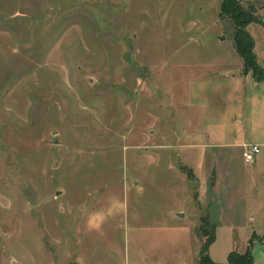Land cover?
Returning a JSON list of instances; mask_svg holds the SVG:
<instances>
[{
  "label": "rangeland",
  "instance_id": "obj_1",
  "mask_svg": "<svg viewBox=\"0 0 264 264\" xmlns=\"http://www.w3.org/2000/svg\"><path fill=\"white\" fill-rule=\"evenodd\" d=\"M220 2L0 0V264H197L204 151L223 175L208 255L226 264L252 241L264 264L263 166L237 144L175 146L170 130L190 143L193 114L228 112L197 100L242 62ZM244 2L264 68V0Z\"/></svg>",
  "mask_w": 264,
  "mask_h": 264
},
{
  "label": "crops",
  "instance_id": "obj_2",
  "mask_svg": "<svg viewBox=\"0 0 264 264\" xmlns=\"http://www.w3.org/2000/svg\"><path fill=\"white\" fill-rule=\"evenodd\" d=\"M256 59L259 64L258 55H256ZM222 63L224 65V62ZM221 67L228 68V71L225 70L223 75L220 76V78L224 79L225 83L219 85L216 83V79H214L215 81L210 80L209 83H202L205 87H202L201 84H199V98L197 100H224V103L227 102L226 106L228 112L223 115L220 125L209 122L202 124L200 118L198 117V121L195 120L196 115L193 114L190 143L182 142V133H184L183 129L180 133L176 126H171L172 128H170V130L174 129L176 141L175 146L204 150L219 145L231 146L237 144L244 150V146L257 145L259 146L260 153L262 150L263 151L261 154L258 153L259 155H257V157L255 156L251 164L256 170H259L262 166L264 169V81L256 82L250 74H243V61L238 65V70L233 73L230 71V66ZM199 81L201 82V79H199ZM205 94H207L208 97H205ZM228 103H233V105H231L232 107H230ZM172 116H174V112ZM169 121L168 124L172 125L173 119H170ZM195 126L196 128H194ZM193 134H196V136L194 137ZM225 135H228L227 138H225ZM207 154L208 153L204 151V158L210 166L206 168L205 171L207 174L205 176L208 178L205 188L201 187V177L198 164L191 162V168L197 182L196 198L198 204L200 205V200L202 197L206 196V201L203 203V207L206 208L208 223L211 222L209 225L214 226L216 230V225L212 220H209L210 217L208 214L213 199L217 196L216 191L221 189L223 185V175L219 170L217 171L215 159L212 156L207 158ZM210 158L211 162L208 163L207 160ZM261 177L264 179V171H261ZM228 188L226 185L225 189L227 190L225 191H228ZM228 194L231 193L228 192ZM178 217H182V214H178ZM253 237L255 238L257 236L253 234L252 239ZM210 258L212 259L211 256Z\"/></svg>",
  "mask_w": 264,
  "mask_h": 264
},
{
  "label": "trees",
  "instance_id": "obj_3",
  "mask_svg": "<svg viewBox=\"0 0 264 264\" xmlns=\"http://www.w3.org/2000/svg\"><path fill=\"white\" fill-rule=\"evenodd\" d=\"M256 15L257 11L254 3L244 2V0H221L220 2L219 17L229 18L233 23V47L242 58V73L245 75L250 74L256 82H263L264 68L257 62L256 55L253 52L254 41L247 31L249 24L259 21ZM209 226L207 217H202L200 227L202 246L197 264H221L213 262L208 255V248L215 240V227H210L211 233L209 235L206 230ZM260 241L263 242L264 237ZM251 246L252 241L248 243L243 253L229 252L226 264H253Z\"/></svg>",
  "mask_w": 264,
  "mask_h": 264
},
{
  "label": "built area",
  "instance_id": "obj_4",
  "mask_svg": "<svg viewBox=\"0 0 264 264\" xmlns=\"http://www.w3.org/2000/svg\"><path fill=\"white\" fill-rule=\"evenodd\" d=\"M259 146L257 145H248L244 146V150L242 152V157L245 163L253 162L255 156L259 153Z\"/></svg>",
  "mask_w": 264,
  "mask_h": 264
}]
</instances>
